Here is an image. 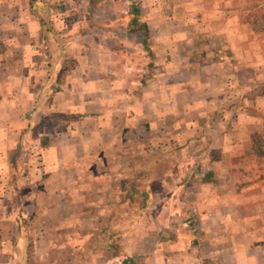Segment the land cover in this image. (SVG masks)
I'll use <instances>...</instances> for the list:
<instances>
[{
	"label": "crops",
	"instance_id": "crops-1",
	"mask_svg": "<svg viewBox=\"0 0 264 264\" xmlns=\"http://www.w3.org/2000/svg\"><path fill=\"white\" fill-rule=\"evenodd\" d=\"M119 1L99 4L123 33ZM124 3L178 70L130 76L120 30H23L40 53L0 88V264H264V0Z\"/></svg>",
	"mask_w": 264,
	"mask_h": 264
},
{
	"label": "rangeland",
	"instance_id": "rangeland-1",
	"mask_svg": "<svg viewBox=\"0 0 264 264\" xmlns=\"http://www.w3.org/2000/svg\"><path fill=\"white\" fill-rule=\"evenodd\" d=\"M68 1L67 4V0H0V88L9 81L11 84H7L9 86L7 91L8 93H14L15 91L13 90L19 87L15 85V81L18 82L17 78L20 79L24 71L37 69V66L34 68V66L31 67L32 65H24L23 67V62H26L25 64L27 65L29 60L37 59V54L40 53L36 49L30 51L34 55H29L30 53L25 49L26 45H24L23 30H105L108 18L102 12V5L99 4L100 0ZM114 1L117 2V0ZM126 5L124 0L119 1V6L116 5L119 11H115L116 16L118 15L119 18L110 20L118 22L119 25L122 24L125 31L122 33L121 28L118 29L115 26H110L106 29L120 30V33L115 35L113 40L110 41V48L114 49L115 59L123 58L122 52H126L130 66L134 68V71L130 72V76L142 75L150 78L159 73L157 72L159 70L164 73L169 70L172 71V69L178 70V68L163 66L161 64L163 61H154L153 56L149 57L143 51L140 44L141 34L133 33V30H137L141 21L137 25H131L130 18L123 19L126 16V13H123V10H127L125 8ZM66 10H71V12L67 13ZM260 10L256 11L257 15L255 16L257 18L260 17L257 20L258 25L264 26V17L261 15ZM148 22L151 30H154L152 29V26H154L152 21L150 22L149 20ZM103 25L104 29H102ZM157 27L158 30H185V21L178 17L166 20V23L159 22ZM86 33L89 32L87 31ZM178 40H180V36L177 37ZM123 41L126 42V47L122 45ZM159 44L161 43L159 42ZM177 47L179 45H175L174 50L167 53L166 58L177 59L181 57L183 52L176 49ZM171 53H174V55L170 56ZM155 63L161 65H154ZM68 65L70 66L71 64ZM180 70L184 71L185 68H179ZM260 74L262 73H256V81L249 84V88H252L251 94H253L251 101L255 102H253L254 108L257 107L255 98L258 97L259 92L264 91V82L260 81ZM239 102H242V100H239ZM254 110L253 114L255 115L258 111ZM260 118L261 121L255 122L257 131L251 136L253 142L252 155L259 160L264 169V115Z\"/></svg>",
	"mask_w": 264,
	"mask_h": 264
},
{
	"label": "trees",
	"instance_id": "trees-1",
	"mask_svg": "<svg viewBox=\"0 0 264 264\" xmlns=\"http://www.w3.org/2000/svg\"><path fill=\"white\" fill-rule=\"evenodd\" d=\"M132 17L130 19V24L131 25H134L137 23H139V13H140V9L137 7V6H134V5H131L129 7V12H128ZM139 27L137 28V30H135L136 32L140 33L141 34V38H140V41H141V45H142V48L144 51H149L148 50V43H149V38H148V30L145 26L144 23L140 22L139 24Z\"/></svg>",
	"mask_w": 264,
	"mask_h": 264
}]
</instances>
